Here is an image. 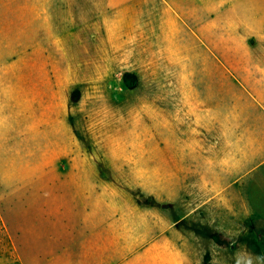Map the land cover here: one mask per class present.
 <instances>
[{"label": "rangeland", "instance_id": "374dc122", "mask_svg": "<svg viewBox=\"0 0 264 264\" xmlns=\"http://www.w3.org/2000/svg\"><path fill=\"white\" fill-rule=\"evenodd\" d=\"M198 14L0 0V264H154L155 244V264L166 244L190 264H264V225L199 192L232 100L185 29Z\"/></svg>", "mask_w": 264, "mask_h": 264}, {"label": "crops", "instance_id": "0c3cea01", "mask_svg": "<svg viewBox=\"0 0 264 264\" xmlns=\"http://www.w3.org/2000/svg\"><path fill=\"white\" fill-rule=\"evenodd\" d=\"M154 3L198 5V24L191 25L182 18L185 29L199 36L202 52H213L217 100H232V110L224 112L225 116H231L230 122L215 124V131L228 133L223 144L225 150L215 157L213 179L200 166L199 192L207 195L208 186L213 188V193L221 196L218 208L247 212L264 225V0H154ZM200 67L206 68V64ZM236 99L244 100L245 108L238 107ZM206 212L205 209V220L200 223L203 228L208 226ZM162 247L166 248V264H190L186 254L171 250L167 244ZM159 248L154 245V264L163 259H159Z\"/></svg>", "mask_w": 264, "mask_h": 264}]
</instances>
